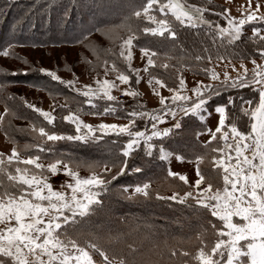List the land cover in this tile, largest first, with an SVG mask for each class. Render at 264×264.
Segmentation results:
<instances>
[{
	"label": "snow or ice",
	"instance_id": "1",
	"mask_svg": "<svg viewBox=\"0 0 264 264\" xmlns=\"http://www.w3.org/2000/svg\"><path fill=\"white\" fill-rule=\"evenodd\" d=\"M253 3L254 0H245L239 16H232L228 8L222 9L219 15L227 21L222 25L205 17L208 8L189 0H145L133 7L119 25L97 29L107 35L109 46L93 49L95 62L85 59V63L93 71L102 68L103 75L97 72L96 76H90L89 82L80 84L75 73L72 78L64 79L50 69H34L82 97L83 103L90 105L91 115L117 114L118 110L112 103L117 104L127 123H86L80 116L82 109H71L67 97L64 104L56 105L54 102L48 111L23 101L27 108L38 113L53 128L57 119L53 115L56 107L67 110L62 120L74 125L75 134L49 131L44 126L30 123L23 131L36 134V142L25 145L24 150H35V155L22 156L15 140L8 155L0 152V264H159V261L138 262L135 258L138 249L132 244L127 245L125 253L123 248L106 247L101 237L93 232L81 235L69 229H74L81 220L93 214L96 206L102 205L101 194L107 193L112 182L126 173L128 158L135 154V149L142 146L144 154L153 157L157 148L154 140L183 130L184 117H196L203 126L207 120L204 113L208 112L209 100L226 89H251L254 98H241L243 103H237L229 95L226 101L217 103L213 111L218 121L214 129H205L208 139L203 147L208 152L195 156L194 182L186 174L169 169L168 177L182 183L172 190L171 195L156 193L158 200L174 201L205 214L206 225H202L195 235V242L199 245L195 253L166 246L167 254L172 264H264V28L252 27L251 30L255 54L259 56V62L251 59V69L244 63L249 58L247 56H238V68L229 61L222 73L205 66L202 71L208 82L196 80L191 88L182 75L183 60L176 69L173 86L153 74V68L167 71L175 65L168 62L173 59L171 56H165L164 62L158 63L160 54L150 46L140 48L143 68L132 66L133 41L137 40L133 21H148L150 26L140 29L142 33L173 41L178 40L180 29L198 30L203 26L214 43L219 40L221 45L234 46L242 41L245 25L254 21L264 24V11H261L264 5L260 0H255L254 6ZM116 29H122L125 34L113 36L111 33ZM15 47L12 43L0 46V56L21 59L27 64L26 59L15 53ZM204 52H209V49H204ZM215 56L218 61L225 59L219 52ZM194 59L200 62L205 57L196 55ZM206 59L211 63L212 55ZM228 66L235 75L227 70ZM0 72L8 74L6 69H0ZM141 72L146 76L147 85L159 106L147 111L135 108L128 111L112 93L115 89L126 96L139 97L140 92L131 88L129 82L135 74L139 84L143 78ZM16 74L15 71L10 73L12 76ZM121 85L126 87L121 88ZM6 88V84L0 83V90ZM165 89L169 95L163 94ZM9 99L15 97L9 96ZM95 99L110 103L100 112ZM139 108L143 109L145 105L140 104ZM8 115L15 116L16 113L6 104L4 112L0 113V124ZM137 118L150 124V129L136 130ZM165 123L169 126L159 127ZM109 134H115L118 139L126 136V142L118 153L121 159L111 164H89L87 176L80 175V163L65 158L63 153L56 156L47 146L49 142L57 141L97 142ZM201 134L197 132L196 136ZM5 135L7 138V133ZM41 153L54 158L45 164ZM173 156L177 161L184 160L182 154L168 151L161 143L159 158L168 160ZM206 159L215 177L205 175L202 170L201 165ZM97 168L100 171H96ZM132 171L140 173L141 168L136 167ZM61 172L67 179L56 187L50 178ZM122 192L129 193L128 198L140 195L147 198L151 195L150 183H137L131 192L124 187ZM122 240V233L110 234L106 243L113 245ZM160 255L163 258V253Z\"/></svg>",
	"mask_w": 264,
	"mask_h": 264
},
{
	"label": "trees",
	"instance_id": "2",
	"mask_svg": "<svg viewBox=\"0 0 264 264\" xmlns=\"http://www.w3.org/2000/svg\"><path fill=\"white\" fill-rule=\"evenodd\" d=\"M88 1L0 0V46H7L9 43L16 45L15 53L28 61L25 64L21 59L0 56V69H6L8 73L0 72V83L7 85L6 90H0V113L4 112L6 104L16 113L15 116H6L4 122L0 124V131L4 135L7 133V139L10 142L15 140L23 154H36L35 150L26 152L23 149L25 145L36 142L34 140L36 134L31 131H23V129L29 127L30 123H35L37 127L44 126L49 131H62L68 134H75V127L62 120V117L67 115V110L62 111L59 107H56L53 113L57 117L54 121L55 127L48 125L43 117L24 105L23 101L25 99L20 94L18 86L38 87L40 91L60 98L63 104L65 103V97H67L71 109L75 110L78 107L82 109L80 116L100 115H91V107L83 103L82 97L58 82L52 81L50 77L34 70L38 69L40 65L38 63L35 65L34 61L31 62L28 57L21 53L20 49L22 47L31 48L33 44L39 47H52L54 45L79 46L84 42L82 48L89 47L92 49L91 53L87 54L86 59L95 62L93 49L109 46L107 35L102 34L97 29H108L119 25L130 14L133 7L145 2V0H115L117 1L116 4H112L108 13H105L99 12L101 7L104 6L103 4H99V2L89 4ZM189 2L198 3L208 8L209 10L205 13L207 19L226 25L227 21L224 16L219 15L224 6L208 0H189ZM95 9H98V13L94 12ZM145 26H150L148 21H133V27L137 30V40H134L133 44L138 48L150 46L152 50L157 51L161 57L158 63L164 62L165 56L173 57L168 62L175 65V68H169L167 71L161 68L152 69L153 74L167 81L169 86H173L176 69L180 67L181 60L185 64L183 70L203 75V68L207 64L209 65L206 59L209 54L212 55L211 61H218L215 56L217 52L225 57L223 60L240 61L238 56L249 57L244 61L259 58L255 54L251 34L248 32H244V37L238 44L227 46L221 45L219 40L214 43L213 37L208 34L207 29L203 26L198 30L180 29L178 32L179 38L175 41L171 38L153 37L150 34H144L140 29ZM111 34L116 36L125 33L122 29H116ZM204 49H209V52H204ZM196 55H202L205 59L198 62L194 59ZM84 56L81 54L80 62H82ZM2 58L5 61H2ZM22 66L26 68V71L22 72L20 70ZM121 67L124 66L121 65ZM14 71L17 74L10 75ZM131 86L137 90L135 83ZM229 95L233 96L237 103H243V100L254 98L251 89L222 90L219 96L209 101L208 111L214 109L217 103L226 101ZM9 96H14L15 99H9ZM94 103L97 104L99 111L103 112V109L110 102L103 100L94 101ZM112 106L117 108V114L106 116L114 118L119 116L120 120L127 121L124 118L125 114L119 110V106L115 103H112ZM142 111H147V109ZM183 123V130L175 131L167 138L154 140L157 148L154 150L155 155L153 157L146 156L142 146L135 149V154L128 158L126 173L112 182L107 193L101 194L102 205L96 206L93 214L87 219L81 220L74 229L70 228L69 230L74 234L79 233L81 235L93 232L101 237V241L105 243L106 247L117 250L123 248L125 253H127V245L132 244L138 249L135 255L138 262L159 261V264H172L168 258L166 246L183 248L194 254L199 246L195 242V235L202 225H206L205 214L190 210L186 206H180L174 201L164 202L158 200L154 194L157 190H164L166 186L169 190L178 188L177 184L179 183L178 180L168 177L167 167L159 158L161 143L168 151H176L186 157L185 159L191 160L196 156L193 150L198 145L195 146L196 140L193 138V132L195 134L201 131V121L196 117H186L183 119ZM193 125L197 127L196 131ZM145 127L150 129L151 125L137 118L136 130H143ZM125 142L126 136L118 139L115 134H109L108 137L97 142L57 141L54 143L49 142L47 146L53 149L56 156L63 153L65 158L77 161L82 165L80 168L87 170L89 164L96 162L101 165L105 162L111 164L120 160L119 149ZM204 153V148L198 151V154ZM40 155L42 159L47 161L50 158L43 153ZM136 167L141 168L140 173L132 171ZM113 174H115V170ZM144 182L150 183L151 195L147 198L142 195L128 198L129 193L122 192L124 187L131 189L137 183L142 184ZM129 192L131 191L129 190ZM117 233L123 234L122 242L108 245L106 238L110 234L115 235ZM209 241H211L210 236ZM161 253H163V258H161ZM129 259H132V257H129Z\"/></svg>",
	"mask_w": 264,
	"mask_h": 264
},
{
	"label": "rangeland",
	"instance_id": "3",
	"mask_svg": "<svg viewBox=\"0 0 264 264\" xmlns=\"http://www.w3.org/2000/svg\"><path fill=\"white\" fill-rule=\"evenodd\" d=\"M115 1V0H114ZM112 1V0H89V4H94V2H99V4H103L104 6L101 7L99 12H105L108 13L109 9L112 7V4H116L117 1ZM213 3L219 4L224 6V8H228L230 10V13L232 16H239L240 15V10H241V5L245 4V0H208ZM255 3V0H254ZM253 3V6H254ZM260 3L264 5V0H260ZM264 8V7H262ZM264 11V10H263ZM95 13H98V9H95ZM103 15V14H102ZM98 16V15H96ZM252 27H261L264 28V24H261L259 21H254L251 22L249 25L244 26V32H248L251 34ZM84 43V42H83ZM83 43L79 44V46H73V45H54L52 47H39L36 46L35 48L33 47H22L20 49L21 53L28 57L31 62H33L35 65L38 63L40 67H44L47 69H50L52 71L57 72V74L64 79H69L72 78V74L75 73L76 78L80 82V84H83L85 82H89L90 76H96L97 72H99L101 75H103V69H96L93 71L91 67L85 63V59L87 58V54L91 53V48L85 47L82 48ZM134 45V44H133ZM84 50V51H83ZM133 59H132V66L136 68H143V63L141 60V54H140V49L134 45L133 49ZM85 55L84 58L82 59V62H80V56ZM252 59V58H251ZM251 59L244 61L245 65L251 69L252 64H251ZM257 59V62H259V58ZM2 61H5L4 58L1 59ZM74 61V63H73ZM77 63H76V62ZM230 60H219V61H211L209 65L207 64V67L213 68L217 72H221L224 70V68L228 65V62ZM65 63V65H64ZM231 64H234L237 68L239 67L240 61H231ZM39 67V68H40ZM22 72L26 71V68L24 66L21 67L20 69ZM227 70L232 74L235 75L234 72H232V69L230 66L227 67ZM177 74V73H176ZM182 75L184 76L187 86L189 88L194 86V81L196 80H201L204 81L205 83L208 82L206 75L203 73V75H197L188 72L187 70H182ZM141 76L143 77L141 82L139 84L136 83V78L135 74L132 75L129 86L132 88V84L135 83L137 91L140 92V96L137 98H133L130 96L124 95L121 91L113 90V95L117 96L119 101H122L124 103L123 107L127 109L128 111H131L132 109H137L142 111L143 109L151 110L153 108L157 107V99L154 97L152 94L151 88L147 85L146 82V76L144 75L143 72H141ZM118 83V82H117ZM121 88H124L126 86L121 85ZM20 94L23 96V98L28 101L29 103L35 104L37 107L43 108L44 110L48 111L50 110V106L53 105L55 102L56 105H62L63 101L60 98H57L56 96H50L44 91H40L35 87H30V85L24 86H18ZM222 91V90H221ZM220 91V92H221ZM168 92L167 90H163V94L166 95ZM190 94V93H189ZM168 95V94H167ZM217 96H213L210 100L213 98H216ZM146 100V101H145ZM209 100V101H210ZM94 101H103L102 99H95ZM148 102L151 104H157L154 106H149ZM143 104L145 105V108L141 109L139 108V105ZM1 108V107H0ZM209 113H212L211 116H209ZM205 117H207L206 122L204 123L203 126L200 127L199 131L202 133L199 137L194 135V139L196 140L195 146L198 145L197 147H194V154L198 155V151H200L203 147L204 142L208 139V134L205 131L207 127H211L214 129L215 124L218 121V116L217 114L214 113L213 109L209 110L208 112L204 113ZM106 115H100V116H81V119H83L86 123H91V124H99L101 121H104L106 123H127L126 120H119L117 121L105 117ZM184 117L183 119H185ZM169 126L167 123L164 125H159V127H167ZM194 126V125H193ZM195 131L197 130V127H195ZM97 134H102V133H97ZM215 145H213L214 147ZM12 147V142H10L5 135L0 131V152L4 153L5 155H8L10 153V149ZM24 149V148H23ZM205 149V153L208 152V149ZM197 150V152H196ZM22 156H27L26 154L21 153ZM54 158V157H53ZM184 157L183 162L177 161L175 157H171L168 160H162L166 167L167 170L171 169L172 171L175 172H180L183 174H186L187 177L191 182H194L195 180V158L194 159H185ZM48 159V158H47ZM210 159V156L208 157ZM208 159L205 160L204 164L201 165L202 170L204 171L205 175L210 176V177H215V173L211 170L210 164L208 163ZM51 160V157L47 161L46 159H42V162L47 164ZM96 171H100V169H96ZM79 173L81 176H87L89 175L88 168L87 170H84L83 168H79ZM67 177L61 172L58 173L55 177L50 178V182L56 186L59 187L61 183H63ZM179 182V181H178ZM182 182H179L178 184H181ZM177 184V187H179ZM168 187L166 186L164 190L162 189L161 191H155L154 194L156 195L157 192L161 193V195L168 196L171 195L172 190L167 189ZM131 191V189H129ZM99 259L98 257H96Z\"/></svg>",
	"mask_w": 264,
	"mask_h": 264
},
{
	"label": "crops",
	"instance_id": "4",
	"mask_svg": "<svg viewBox=\"0 0 264 264\" xmlns=\"http://www.w3.org/2000/svg\"><path fill=\"white\" fill-rule=\"evenodd\" d=\"M263 10H264V8L261 9V11H263ZM139 49H140V48H139ZM167 94L169 95V93H167ZM167 94H166V95H167ZM145 101H146V100H145ZM147 103H148L149 106H151V105L154 106V105H157V104H158V103H157V104H151V103L148 102V101H147ZM158 106H159V105H157V107H158ZM105 117H109V118H111V119L117 121V118H114V117H111V116H105ZM119 120H120V119H119Z\"/></svg>",
	"mask_w": 264,
	"mask_h": 264
}]
</instances>
